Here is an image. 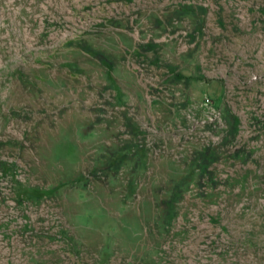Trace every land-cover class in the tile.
Wrapping results in <instances>:
<instances>
[{
    "label": "rangeland",
    "instance_id": "1",
    "mask_svg": "<svg viewBox=\"0 0 264 264\" xmlns=\"http://www.w3.org/2000/svg\"><path fill=\"white\" fill-rule=\"evenodd\" d=\"M0 264H264V0H0Z\"/></svg>",
    "mask_w": 264,
    "mask_h": 264
},
{
    "label": "built area",
    "instance_id": "2",
    "mask_svg": "<svg viewBox=\"0 0 264 264\" xmlns=\"http://www.w3.org/2000/svg\"><path fill=\"white\" fill-rule=\"evenodd\" d=\"M204 105H205V106L210 105V100H209V99H206V100L204 101Z\"/></svg>",
    "mask_w": 264,
    "mask_h": 264
}]
</instances>
